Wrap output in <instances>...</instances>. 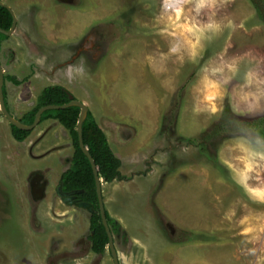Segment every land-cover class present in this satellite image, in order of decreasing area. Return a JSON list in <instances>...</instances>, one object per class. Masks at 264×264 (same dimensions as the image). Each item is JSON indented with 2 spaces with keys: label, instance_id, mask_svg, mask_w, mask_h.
I'll return each mask as SVG.
<instances>
[{
  "label": "rangeland",
  "instance_id": "obj_1",
  "mask_svg": "<svg viewBox=\"0 0 264 264\" xmlns=\"http://www.w3.org/2000/svg\"><path fill=\"white\" fill-rule=\"evenodd\" d=\"M3 1L18 16L0 51L24 79L8 88L17 118L62 85L122 160L127 179L103 188L123 264H264V138L230 122L264 116V0ZM50 122L66 170L72 140ZM11 131L1 115L0 264H114L85 243L90 211L57 198L58 175L31 203V165L57 159L31 160Z\"/></svg>",
  "mask_w": 264,
  "mask_h": 264
},
{
  "label": "trees",
  "instance_id": "obj_2",
  "mask_svg": "<svg viewBox=\"0 0 264 264\" xmlns=\"http://www.w3.org/2000/svg\"><path fill=\"white\" fill-rule=\"evenodd\" d=\"M13 24V15L10 10L0 5V27L9 30ZM10 36L0 32V51L3 49V42L9 39ZM6 80H10L15 84H22L24 79H19L15 75H6ZM70 92L62 85L46 86L38 95L36 105L26 112L20 120L25 124H32L35 120L38 110L48 104H65L70 101ZM81 109L78 106H71L64 109L47 110L41 117V122L46 120H57L69 133L74 148L72 162L67 171L61 178L64 190L83 189L80 193L82 201L91 202L94 205V211L90 217V228L92 234L89 236L92 250L98 254L105 253L109 243V236L102 220L100 205L98 201V193L96 187L95 175L92 164L88 156L84 153L80 146L77 124ZM237 124L243 129H251L257 135L264 138V116L250 119H237L230 121ZM219 127V128H218ZM213 128L209 133L213 138L220 133V126ZM13 134L17 141H24L30 134V130L20 129L12 125ZM198 137V136H197ZM197 137L188 138L190 143H201ZM84 143L96 161L99 174L106 182L115 180H125L127 177L122 174V160L114 153L109 139L104 129L98 124L93 112H89L83 124ZM203 143V142H202ZM204 153L209 157L212 156L211 150L203 147ZM216 159V157H215ZM108 222L113 224V231H119L120 224L115 222L107 212ZM191 237H195V233L191 232Z\"/></svg>",
  "mask_w": 264,
  "mask_h": 264
},
{
  "label": "flooded vegetation",
  "instance_id": "obj_3",
  "mask_svg": "<svg viewBox=\"0 0 264 264\" xmlns=\"http://www.w3.org/2000/svg\"><path fill=\"white\" fill-rule=\"evenodd\" d=\"M3 44H4V42H3ZM0 59H1V62H2V65H3V60H2V58H1V56H0ZM4 68V70H5V76L6 75H10V73H6V68H5V66L3 67ZM16 76V75H15ZM17 77V76H16ZM14 85V87H16L17 86V84H15L14 82H12V81H10V80H6L5 79V85H4V95H5V102H6V105H7V108H8V110L10 111V113L14 116V117H16L17 118V109H15L13 106H12V104H11V101H10V99H9V91H8V88H9V85ZM17 105V104H16ZM28 112V111H27ZM89 112H90V110H89ZM92 112V111H91ZM26 113V112H25ZM24 113V114H25ZM23 114V115H24ZM4 116V118H6V116L4 115V113L1 111V106H0V116ZM23 115L22 116H20V117H18V119H20L21 117H23ZM7 119V118H6ZM8 120V119H7ZM46 121H49V124L46 126V127H43V123L45 122V121H43V122H41V120H40V122H39V124L36 126V127H34L33 129H31L30 131H31V134L29 135V136H31L34 132H36L35 130L36 129H38L39 128V126L42 128V129H39V131H37V132H41L40 134H38V133H36V137H34L33 139H30V141L32 142V145H30V147H29V153H28V155H29V157H30V159L31 160H34V158H35V160H38V159H40L42 162H48V157H49V154L51 155L52 154V152H55V154H52L51 156H53L55 159H57V160H55V162L52 164V163H46V165H44L43 163H42V165H44V166H41V168H35V167H33V165H31V167H30V172L32 173V172H34V170L36 169H38V170H40V172H38V174L40 175V178H39V180L40 179H43L44 181H42L41 183H44V185H45V187L43 188V190L44 191H46V190H50V188H51V185L53 186V183H56L55 182V175H58V183H57V185H56V190H55V194H57V198H60L62 201H63V204H68V205H72V206H77L78 207V204L79 203H81V202H84V201H82L81 200V198H80V193L81 192H83V189H78V188H75V189H71V190H64L63 189V184H61V178H62V175H63V173L65 172V171H67V169L69 168H67L66 170H63L64 169V163H65V161H67L68 160V158L67 157H65L64 155H63V152H65L64 150H66V147H67V145H69V144H67V143H63V142H61V143H56L55 141H54V138H53V136L52 135H50L49 134V131H50V129H52L53 127H52V125H51V120H46ZM8 123H9V125H10V128H11V130H13V128H12V124L9 122V120H8ZM59 123V122H58ZM11 133H12V136H13V138L17 141V139L15 138V136H14V134H13V131H11ZM49 134V135H48ZM63 134H67V131L66 130H64V132H63ZM68 135V134H67ZM107 135V137H108V134H106ZM29 136L25 139V140H29ZM24 140V141H25ZM24 141H21V142H24ZM37 146H40V148L39 149H37L36 147ZM69 147V146H68ZM42 158H47V159H42ZM34 163H37V162H35L34 161ZM71 164V163H70ZM30 173V174H31ZM54 174V175H52L51 177H50V175L51 174ZM59 173H60V176H59ZM49 175V176H48ZM45 178H46V180H45ZM31 181L33 182V184L35 185L36 184V182L38 181V180H35V178H32L31 179ZM104 182H106L105 180H104ZM113 182V181H112ZM108 183H111V182H108ZM15 186L17 187V183L15 184ZM40 187H41V185L40 186H34V188L36 189V191H34V195H32L33 196V198H32V202L31 203H33L34 201H35V199L37 200V199H40V198H46V193L44 192L43 193V190H42V188H41V190H40ZM42 192V193H41ZM43 195L42 197L40 196V197H38L39 195ZM103 198H104V202H105V206H106V202H107V199L105 198V194H104V188H103ZM39 201V200H38ZM99 201V200H98ZM38 204L40 203V201L39 202H37ZM36 204V203H35ZM37 209V208H36ZM36 209H34V210H36ZM95 209H94V205H93V208L92 209H89V211H90V217H91V213L94 211ZM106 212H108L109 213V215H110V217L111 218H113L114 220H115V222H118V220H117V218H115V217H113L112 215H111V213H110V211H109V209H108V207L106 208ZM33 219H34V221H35V224L37 225V223H39L38 222V220H37V214L36 213H33ZM107 219H108V217H107ZM5 222V221H4ZM119 223V222H118ZM109 225H110V227H111V230H112V232H113V235H114V239H115V242H116V240L117 239H119L120 238V230H121V226H120V228H119V231H113V224H110L109 223ZM5 227V226H4ZM92 234V231H91V228H90V233L88 234V239H86V241H85V243L88 245V243L90 244V249H91V252L93 253V254H95V255H99V259H101V257L102 256H104L105 254H106V252L107 251H109L110 253H111V250H110V247H109V243H108V245H107V247H106V251H105V253H102V254H98V253H96V252H94L93 250H92V247H91V242H90V239H89V236ZM116 244V243H115ZM116 248H117V246H116ZM117 250H118V253H119V249L117 248ZM90 251L89 250H79L76 254V256L77 257H83V256H85V254H88ZM63 253V255L62 256H65V255H68V251H66V252H62ZM111 256H112V253H111ZM112 258H113V256H112ZM119 259H120V262H121V264H123V262H122V259H121V256H120V254H119ZM113 261H114V259H113ZM98 262H96L95 264H97ZM54 264H56V263H54ZM115 264V263H114Z\"/></svg>",
  "mask_w": 264,
  "mask_h": 264
},
{
  "label": "water",
  "instance_id": "obj_4",
  "mask_svg": "<svg viewBox=\"0 0 264 264\" xmlns=\"http://www.w3.org/2000/svg\"><path fill=\"white\" fill-rule=\"evenodd\" d=\"M63 1H70V0H63ZM0 5L7 7L13 15V24H12L11 28L9 30H6V29H3L0 27V32L6 34L8 36H11L16 30L17 23H18V16H17L16 12L14 11V9L9 4L4 2L3 0H0ZM4 85H5V70L3 68V65H2V62L0 59V106H1V111L4 113V115L6 116V118L9 120V122L12 125L17 126L20 129L31 130L34 127H36L39 124L43 113L47 110L64 109V108L71 107V106H78L81 109L78 124H77V131L79 134L80 146H81L82 150L84 151V153L88 156V158L92 164V168H93V172H94L95 180H96V187H97L101 216H102L103 223L105 225V228H106L108 236H109V247H110L113 259H114V263L115 264H121L120 259H119V253H118V250H117L116 244H115L114 235H113V232L111 230V227H110L108 219H107L106 206H105V202H104V198H103V181H104V179L100 176L96 161L84 143L83 124H84V121L86 120V118L88 116V113L90 110L89 107L87 106V104L80 101L78 98H76L73 94L70 93V96H69L70 101L69 102H67L65 104H48V105H45L38 110L36 117H35V120L32 124H25L20 119L14 117L10 113V111L8 110L6 102H5ZM44 187H45V185L43 183L42 190ZM40 190H41V188H40ZM39 196H41V194ZM78 207H83V208H86L89 210V209L93 208V204L91 202H85L84 201V202L79 203Z\"/></svg>",
  "mask_w": 264,
  "mask_h": 264
},
{
  "label": "clouds",
  "instance_id": "obj_5",
  "mask_svg": "<svg viewBox=\"0 0 264 264\" xmlns=\"http://www.w3.org/2000/svg\"><path fill=\"white\" fill-rule=\"evenodd\" d=\"M55 121H57V120H55ZM57 122H58V121H57ZM59 124H60V123H59ZM63 129L66 130L64 127H63ZM66 131H67V130H66ZM67 132H68V131H67ZM69 136H70V135H69ZM108 139H109V138H108ZM19 142H20V141H19ZM71 162H72V159H71Z\"/></svg>",
  "mask_w": 264,
  "mask_h": 264
},
{
  "label": "crops",
  "instance_id": "obj_6",
  "mask_svg": "<svg viewBox=\"0 0 264 264\" xmlns=\"http://www.w3.org/2000/svg\"><path fill=\"white\" fill-rule=\"evenodd\" d=\"M5 66V65H4ZM11 74V73H10ZM11 75H14V74H11ZM29 139H30V136H29ZM30 158V157H29Z\"/></svg>",
  "mask_w": 264,
  "mask_h": 264
}]
</instances>
